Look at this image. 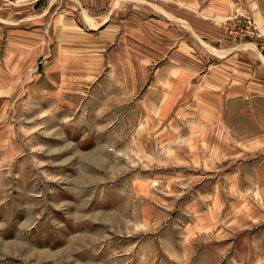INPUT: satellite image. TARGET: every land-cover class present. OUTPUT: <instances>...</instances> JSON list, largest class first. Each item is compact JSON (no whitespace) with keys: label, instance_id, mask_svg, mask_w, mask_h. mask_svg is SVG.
<instances>
[{"label":"rangeland","instance_id":"obj_1","mask_svg":"<svg viewBox=\"0 0 264 264\" xmlns=\"http://www.w3.org/2000/svg\"><path fill=\"white\" fill-rule=\"evenodd\" d=\"M257 5L133 0L93 30L52 0H0V264H186L195 175L226 173L236 142L264 134V99L204 81L226 54L205 32L260 42ZM214 118L229 147L196 137Z\"/></svg>","mask_w":264,"mask_h":264},{"label":"crops","instance_id":"obj_2","mask_svg":"<svg viewBox=\"0 0 264 264\" xmlns=\"http://www.w3.org/2000/svg\"><path fill=\"white\" fill-rule=\"evenodd\" d=\"M54 1L64 8L63 12H76L78 16H74L93 30L116 19H127L128 13L131 15L136 8L133 0H52V3ZM183 1L189 4L197 2ZM255 1L258 5L254 14L263 35L260 42L250 41L237 47L221 46L218 43L224 41V38H219L224 36L223 31L211 21L205 32L212 40L206 46L226 54L216 61L208 59V67L203 72L204 81L221 93L231 91L230 98H241L243 101L264 99V12L259 4L261 2ZM70 19L76 21L77 18ZM190 27L196 36L199 35L196 25ZM247 89L252 92L251 95ZM210 110L206 111L211 116L226 114L223 109ZM217 122L215 118L204 119L201 124L195 125V135L210 147L215 144V148L229 147V135L223 137L229 126L222 122L218 125ZM214 132L221 134L220 144H209V141H217L212 135ZM243 143L236 142L237 147L242 148L237 155L236 167H227L226 173L223 171L220 175H195L201 178L194 193L195 203L203 204L204 212L196 214L195 221L198 223L190 227L196 232L188 241L192 247H189V254L186 253V264H264V134L254 138L252 143ZM205 162L207 159H204ZM200 236L204 237L203 243L199 240Z\"/></svg>","mask_w":264,"mask_h":264},{"label":"built area","instance_id":"obj_3","mask_svg":"<svg viewBox=\"0 0 264 264\" xmlns=\"http://www.w3.org/2000/svg\"><path fill=\"white\" fill-rule=\"evenodd\" d=\"M248 24H249V26L247 27V29L250 28V27H253L255 30H257V29H256L257 26L255 25V22H254V21H253V22H252V21H248ZM249 33H250V34H255V33L250 32V31H249ZM256 34H258V32H256Z\"/></svg>","mask_w":264,"mask_h":264}]
</instances>
